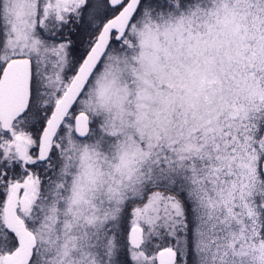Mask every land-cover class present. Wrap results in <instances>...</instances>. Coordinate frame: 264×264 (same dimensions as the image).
Segmentation results:
<instances>
[{
    "label": "snow or ice",
    "instance_id": "1",
    "mask_svg": "<svg viewBox=\"0 0 264 264\" xmlns=\"http://www.w3.org/2000/svg\"><path fill=\"white\" fill-rule=\"evenodd\" d=\"M0 264H264V0H0Z\"/></svg>",
    "mask_w": 264,
    "mask_h": 264
}]
</instances>
